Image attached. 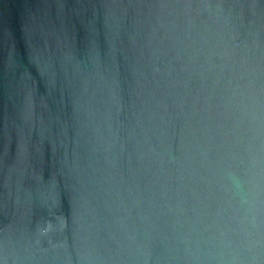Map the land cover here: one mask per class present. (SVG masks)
Returning <instances> with one entry per match:
<instances>
[{
  "label": "water",
  "instance_id": "obj_1",
  "mask_svg": "<svg viewBox=\"0 0 264 264\" xmlns=\"http://www.w3.org/2000/svg\"><path fill=\"white\" fill-rule=\"evenodd\" d=\"M0 264H264V0H0Z\"/></svg>",
  "mask_w": 264,
  "mask_h": 264
}]
</instances>
